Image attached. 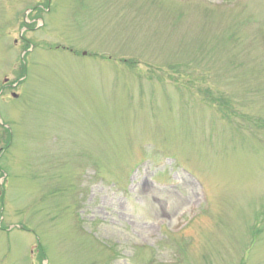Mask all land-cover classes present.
<instances>
[{"label":"rangeland","instance_id":"rangeland-1","mask_svg":"<svg viewBox=\"0 0 264 264\" xmlns=\"http://www.w3.org/2000/svg\"><path fill=\"white\" fill-rule=\"evenodd\" d=\"M0 264H264V0H0Z\"/></svg>","mask_w":264,"mask_h":264}]
</instances>
